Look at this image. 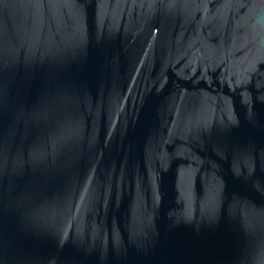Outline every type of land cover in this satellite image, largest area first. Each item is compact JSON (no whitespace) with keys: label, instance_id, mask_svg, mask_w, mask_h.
Returning a JSON list of instances; mask_svg holds the SVG:
<instances>
[{"label":"water","instance_id":"1","mask_svg":"<svg viewBox=\"0 0 264 264\" xmlns=\"http://www.w3.org/2000/svg\"><path fill=\"white\" fill-rule=\"evenodd\" d=\"M0 264H264V0H0Z\"/></svg>","mask_w":264,"mask_h":264}]
</instances>
